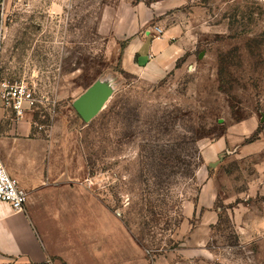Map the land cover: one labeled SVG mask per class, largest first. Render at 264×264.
Here are the masks:
<instances>
[{
	"label": "rangeland",
	"instance_id": "obj_1",
	"mask_svg": "<svg viewBox=\"0 0 264 264\" xmlns=\"http://www.w3.org/2000/svg\"><path fill=\"white\" fill-rule=\"evenodd\" d=\"M139 3L164 4L155 20L173 28L180 48L160 74L127 68V40L97 29L103 8L117 16ZM0 7V77L31 88L26 113L39 128L56 121L77 130L93 188L151 264H264V194L256 189L264 174V0H0ZM99 80L112 93L85 122L73 102ZM225 135L226 199L216 221L191 237L199 217L188 206L205 150ZM217 164L209 163L211 173Z\"/></svg>",
	"mask_w": 264,
	"mask_h": 264
},
{
	"label": "crops",
	"instance_id": "obj_2",
	"mask_svg": "<svg viewBox=\"0 0 264 264\" xmlns=\"http://www.w3.org/2000/svg\"><path fill=\"white\" fill-rule=\"evenodd\" d=\"M164 9V4L139 3L126 5L116 16L107 6L97 29L127 40L123 47L127 68L160 74L180 52L173 28L155 20ZM2 12L0 7V65ZM156 26L163 29L161 35ZM31 116L26 113L17 118L0 98V161L28 194L23 211L0 201V264H151L143 243L93 188L95 178L79 147L77 130L56 121L39 128ZM231 143V136L225 135L205 150L200 190L196 203L188 206L189 214L196 212L199 217L191 237L216 221L221 209L217 202L226 199L219 169L225 155L232 152L227 148ZM209 163H218L212 173ZM258 177L256 189L264 194V174ZM244 190L242 194L247 193Z\"/></svg>",
	"mask_w": 264,
	"mask_h": 264
},
{
	"label": "built area",
	"instance_id": "obj_3",
	"mask_svg": "<svg viewBox=\"0 0 264 264\" xmlns=\"http://www.w3.org/2000/svg\"><path fill=\"white\" fill-rule=\"evenodd\" d=\"M61 0H51L55 3ZM69 2L70 0H62ZM3 14V13H2ZM2 19V18H1ZM2 28V20H1ZM157 35L163 33L159 26L155 27ZM0 98L6 108L12 110L17 118L26 114L28 104L35 99L34 92L25 83L10 84L9 80L0 77ZM0 161V201L9 203L14 211H23L27 202L28 194L18 181L10 176Z\"/></svg>",
	"mask_w": 264,
	"mask_h": 264
},
{
	"label": "water",
	"instance_id": "obj_4",
	"mask_svg": "<svg viewBox=\"0 0 264 264\" xmlns=\"http://www.w3.org/2000/svg\"><path fill=\"white\" fill-rule=\"evenodd\" d=\"M111 89L107 81H96L74 100L73 107L85 122H89L102 109L112 93ZM215 164L211 165L214 167Z\"/></svg>",
	"mask_w": 264,
	"mask_h": 264
},
{
	"label": "flooded vegetation",
	"instance_id": "obj_5",
	"mask_svg": "<svg viewBox=\"0 0 264 264\" xmlns=\"http://www.w3.org/2000/svg\"><path fill=\"white\" fill-rule=\"evenodd\" d=\"M2 29V28H1Z\"/></svg>",
	"mask_w": 264,
	"mask_h": 264
}]
</instances>
